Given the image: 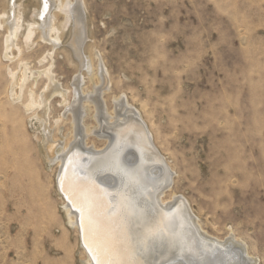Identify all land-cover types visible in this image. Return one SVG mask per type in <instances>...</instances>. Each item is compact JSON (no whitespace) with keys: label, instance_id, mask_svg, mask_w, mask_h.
<instances>
[{"label":"rangeland","instance_id":"rangeland-1","mask_svg":"<svg viewBox=\"0 0 264 264\" xmlns=\"http://www.w3.org/2000/svg\"><path fill=\"white\" fill-rule=\"evenodd\" d=\"M25 1L29 19L34 2ZM82 7L90 53L113 80L107 106L112 93L127 99L176 172L163 198H186L204 231L219 239L232 233L264 264V0H84ZM2 38L0 29V264H85L56 189L58 169L45 160L42 126L8 99L15 64L2 56ZM21 40L22 58L38 70L48 46ZM52 63L72 101L76 65L63 53ZM63 110L53 97L47 125L67 142ZM91 139L104 144L84 142Z\"/></svg>","mask_w":264,"mask_h":264},{"label":"bare ground","instance_id":"bare-ground-1","mask_svg":"<svg viewBox=\"0 0 264 264\" xmlns=\"http://www.w3.org/2000/svg\"><path fill=\"white\" fill-rule=\"evenodd\" d=\"M25 2L0 0L1 54L15 64L8 68V99L31 111L30 116L42 126L44 156L48 164H55L58 169L56 189L62 193L63 211L69 226L79 235L78 213L71 210V205L79 210L84 244L106 240L110 246L106 258L118 264H259V259L232 233L219 239L204 231L186 198H163L174 183L176 172L127 99L112 93V106H107L104 94L113 89V80L100 57L94 62L90 53L92 47L86 41L90 37L88 22L82 10L84 0H32L29 19L24 17L28 6ZM63 29H68L67 42L62 41ZM20 39L26 46L37 39L48 46L47 55L38 59L42 65L38 70L34 71L22 58L24 46ZM60 53L69 64L76 65L69 90L72 101L51 69ZM40 78L44 79L43 85L35 94L33 86ZM86 79L91 82V89L86 88ZM58 95L64 109L62 116L71 123L67 142L54 138L47 125L50 102ZM89 113L95 121L91 127L85 123ZM89 137L104 141L103 146L96 147L92 139L86 144ZM178 202L182 206L169 211ZM85 204L92 207V222L87 215L81 218L80 209ZM227 245L234 249H227ZM81 248L84 263L94 264L91 254Z\"/></svg>","mask_w":264,"mask_h":264},{"label":"snow or ice","instance_id":"snow-or-ice-1","mask_svg":"<svg viewBox=\"0 0 264 264\" xmlns=\"http://www.w3.org/2000/svg\"><path fill=\"white\" fill-rule=\"evenodd\" d=\"M80 211L82 220L84 216L87 215L90 222H92L93 210L91 205L85 204V206L81 208ZM95 236L96 233H94V237ZM85 247L88 248L94 264H118V262H113L112 260L106 258L110 251V246L106 240H95L94 244H86Z\"/></svg>","mask_w":264,"mask_h":264},{"label":"water","instance_id":"water-1","mask_svg":"<svg viewBox=\"0 0 264 264\" xmlns=\"http://www.w3.org/2000/svg\"><path fill=\"white\" fill-rule=\"evenodd\" d=\"M136 112V111H135ZM90 156V155H89ZM84 157H87V156H84ZM57 177V179H56V186L58 187V189H59V177L58 176H56ZM60 192V191H59ZM61 193V192H60ZM61 195H62V193H61ZM64 197V196H63ZM65 199V198H64ZM183 202V201H182ZM182 202H178V203H175L174 205H172L171 207H170V209H169V211H173L174 209H175V207H176V205H179V206H182ZM69 204H70V202H68ZM71 210L72 211H74V212H76V213H78L77 214V218H76V224H77V226H78V231H79V240H80V245L82 246V247H84L85 249H86V251H87V253L90 255V253H89V251L87 250V248L85 247V244H84V242H83V234H82V230H81V223H80V213H79V210L77 209V208H74L72 205H71ZM196 236H198L197 234H196ZM208 244V243H207ZM209 244L210 245H212L213 247H215V248H218V249H223L222 247H220L218 244H216V243H210L209 242ZM226 248V247H225ZM230 248H233V247H231L230 245H227V249H229L230 250ZM234 249V248H233ZM177 261V263L180 261V259L178 260H176ZM168 263H170V262H161L160 264H168ZM159 264V263H158ZM181 264V263H180Z\"/></svg>","mask_w":264,"mask_h":264}]
</instances>
